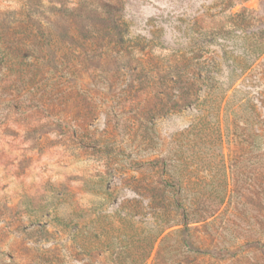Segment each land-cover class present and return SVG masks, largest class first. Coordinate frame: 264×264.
I'll return each mask as SVG.
<instances>
[{
	"label": "rangeland",
	"instance_id": "1",
	"mask_svg": "<svg viewBox=\"0 0 264 264\" xmlns=\"http://www.w3.org/2000/svg\"><path fill=\"white\" fill-rule=\"evenodd\" d=\"M101 3L143 38L86 61L63 34ZM165 18L264 47V0H0V264H264V60L227 90L210 36L189 79Z\"/></svg>",
	"mask_w": 264,
	"mask_h": 264
},
{
	"label": "trees",
	"instance_id": "2",
	"mask_svg": "<svg viewBox=\"0 0 264 264\" xmlns=\"http://www.w3.org/2000/svg\"><path fill=\"white\" fill-rule=\"evenodd\" d=\"M126 16L127 11L125 10V5L118 3H101L88 8L86 5L81 6L80 9L75 8L72 11L71 19L74 23L77 22L79 24L81 35L78 40V37L74 38V36L69 37L67 34H63L65 42L69 46L74 44L77 40L79 47L84 49L83 52L86 56V61H93L94 55L98 52L106 53L112 48L130 49L131 47H135V39H138V42H140L143 36L140 35L134 37L132 35V32H130L129 29L131 26L130 23L133 21ZM180 20L181 23H178L177 25H174L173 22L175 20L173 18H165L163 22L166 29L176 32L179 31L185 39V45L177 48L182 50V59L185 63L183 71L189 79L195 75V72L192 74L191 66L193 65L194 58L191 56V49L198 43V41L208 42L210 36L222 37L225 41L215 46H203L199 49L208 52L224 51V54L228 57L224 59V62H226V60L229 61V63H225L228 72L226 69L221 72L220 69L213 68L206 59L198 60L195 65L198 66V75L200 76L203 74L204 80L211 81L215 76H223L226 71L227 90H229L235 88L238 81L242 78L247 77L249 74L251 76L255 75L257 70L262 67L264 60V47H245L244 51L237 52L239 47L227 43L229 35L234 33V28L232 26L226 27L224 25H217L207 29L206 26L196 27L195 23L189 21L186 22V20L182 19ZM166 29L165 31L168 35L169 31ZM196 29H198L199 35H195ZM200 37H202L201 40H199ZM58 38L59 36H56V34H52L48 38L52 46L51 53L49 54V59L51 60H49V62L57 61L56 52L61 49V47L59 48L58 46ZM160 39L166 40V37L161 35ZM229 52L231 53L230 56H228ZM170 67H174V65H171ZM173 69L177 70V72L179 71L177 67ZM180 74L183 76L182 72H180ZM211 87L212 86H210V88ZM229 151L230 154H232L233 148L231 147ZM231 158L232 161L235 160L233 156ZM162 232L163 230L160 231L159 235L162 234ZM77 246L83 249L80 243H78ZM153 247L154 245L150 243V248L144 257L137 261L133 260V262L135 264H147ZM123 262L124 264H130L127 259L123 260Z\"/></svg>",
	"mask_w": 264,
	"mask_h": 264
}]
</instances>
